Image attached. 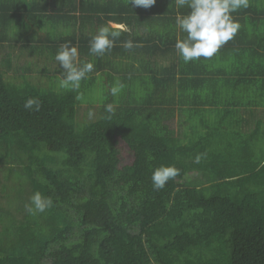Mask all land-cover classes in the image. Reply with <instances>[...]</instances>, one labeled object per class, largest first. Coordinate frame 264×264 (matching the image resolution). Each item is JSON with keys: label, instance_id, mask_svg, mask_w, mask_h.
<instances>
[{"label": "trees", "instance_id": "16d2710c", "mask_svg": "<svg viewBox=\"0 0 264 264\" xmlns=\"http://www.w3.org/2000/svg\"><path fill=\"white\" fill-rule=\"evenodd\" d=\"M97 3L103 7L93 10L106 20L137 23L120 16L134 12L141 32L117 40L139 46L93 58L79 91L57 90L55 82L41 88L28 78L13 83L0 70V165H10L8 185L23 177L15 193L21 218L0 209V264H264V127L244 128L240 109L264 105V59L255 49L264 21L240 28L211 59L185 63L175 49L185 34L175 26L183 10L174 0L150 9L128 0ZM79 42L80 62H89ZM6 44L8 0H0V50ZM223 73L259 87L222 95ZM101 78L103 94L88 97L100 117L79 125L81 90ZM117 81L124 87L113 96ZM31 97L39 111L25 109ZM162 165L179 175L155 190L152 173ZM37 191L53 206L35 215L20 209Z\"/></svg>", "mask_w": 264, "mask_h": 264}, {"label": "crops", "instance_id": "0c3cea01", "mask_svg": "<svg viewBox=\"0 0 264 264\" xmlns=\"http://www.w3.org/2000/svg\"><path fill=\"white\" fill-rule=\"evenodd\" d=\"M75 5L77 6L76 10L73 9ZM101 7H103V3H97V0H8V55L11 56L12 62L17 52L24 55L29 54L31 57H38L42 60L56 61L57 51L66 43H73L79 53L81 50L79 41L82 39L85 43L82 57L91 62L93 58L99 56L90 54V41L101 26L111 25L115 27L122 25L126 30L122 31L120 37L126 36L123 32L130 34L132 37L141 32L138 19L130 16L134 13L133 11L120 15L137 20V23L133 21V24H129L126 21L106 20L105 13L101 10H93ZM181 9L183 10L182 14L189 11L187 7ZM263 13L264 0H250L248 8H241L232 15L240 23V28L244 30L245 25L249 29L252 28V23L263 25L264 20L261 17ZM243 17L245 19H241ZM260 29L261 27H257V30ZM261 41H263V44L257 43L255 45V49L258 51L256 58L261 57V59H264L262 58L264 55V39ZM120 45H123V43L117 40L115 46ZM118 52L120 53V51ZM106 55L107 53L101 56L104 57L103 60L106 59ZM119 56L116 58V62L123 60ZM80 59L79 54V61ZM218 76V80L224 82L223 85H220V90H223L222 95L234 94L235 90L236 94L245 96L250 94V89H258L259 87L257 83H251L252 85L247 86L243 81L235 80V78L230 79L225 73ZM263 78L264 76L260 77V79ZM256 92L254 93L256 94ZM258 94H264V85L260 88ZM258 94H256L257 97ZM240 109L242 117L248 119V121L243 122L244 128L253 129L259 123H262L264 127V105H254Z\"/></svg>", "mask_w": 264, "mask_h": 264}, {"label": "clouds", "instance_id": "9594fccd", "mask_svg": "<svg viewBox=\"0 0 264 264\" xmlns=\"http://www.w3.org/2000/svg\"><path fill=\"white\" fill-rule=\"evenodd\" d=\"M130 5L143 9H150L156 5L157 0H128ZM250 0H174L178 8L187 7L186 14L178 13L175 18V26L184 33L183 38H178L175 43L177 54L185 63L195 62L204 58L211 59L219 50L234 39L241 25L233 17L232 13L241 8H248ZM126 29L120 26L103 25L90 41L89 52L102 56L111 51L116 40ZM134 45L131 40L125 41L123 47L132 49ZM55 60L64 70L61 79L62 87H70L76 90L81 81L94 70L92 62L81 63L76 46L66 43L62 45L55 55ZM124 85L117 81L110 89L113 96H117ZM25 109L39 111L41 102L38 98L31 97L25 101ZM108 112H112L113 105L106 106ZM91 115V113L89 114ZM201 155L195 157V163H200ZM179 175V169L173 165L160 166L152 173V184L155 190H161L167 182ZM31 204L26 205L29 214L43 213L53 206L51 197L44 196L37 191L30 197Z\"/></svg>", "mask_w": 264, "mask_h": 264}, {"label": "rangeland", "instance_id": "374dc122", "mask_svg": "<svg viewBox=\"0 0 264 264\" xmlns=\"http://www.w3.org/2000/svg\"><path fill=\"white\" fill-rule=\"evenodd\" d=\"M7 56H8V45H5L4 47H2V50H0V70L3 71L7 81L10 80L13 81V83L14 82L22 83L25 80L24 78L26 79L28 78L30 81H32L41 88L55 87L54 85H52V83L55 82L57 90H63V91L72 90L70 87L66 88L60 86L61 85L60 81L64 76V74L58 72L59 69L61 70L63 69L59 66V63L57 61L42 60L41 58L38 57H31L29 54L24 55V54H19L17 52L14 55L11 66L8 67V63H6L7 59L4 60L5 58H8ZM45 69L50 71L51 76L49 75L46 76V74L43 73ZM53 76H57L59 77V79L57 80L53 79ZM104 89L105 87L103 86V78H101L98 80L96 87L94 88L86 87L84 90H81L82 92H84L83 95L84 100L81 102L79 106L77 124L82 125L99 119L100 117L99 103L98 102L90 103L88 97H92V95L99 94L101 90H102L101 93L103 94ZM76 90L79 91V88ZM90 113L91 115H89ZM177 119L178 118H176L175 122H172V126L177 127L178 125ZM9 168L10 165L8 164L0 165V209L2 210L6 208L11 211L13 210L14 213L17 216H19V218H21L20 216H22L23 213L18 212L19 211L18 208L20 204L16 200L17 194L15 196V193L16 191H18L20 184L23 180V177H21L22 178L21 180L18 178L17 182H19V184L8 185V182L10 183V179L8 178L10 172ZM15 168L16 169L12 171L14 174H11L12 176H14V181H15L16 171H19V173H21L19 167H15ZM24 181H26L24 185L27 186L26 190L28 191L26 195H29L31 189L27 185L26 177ZM8 187L9 190H6V188ZM30 197H28L27 199H30ZM13 202H17L16 203L17 205L16 209H18L17 211L13 208ZM20 209H26V205L22 206V208Z\"/></svg>", "mask_w": 264, "mask_h": 264}]
</instances>
